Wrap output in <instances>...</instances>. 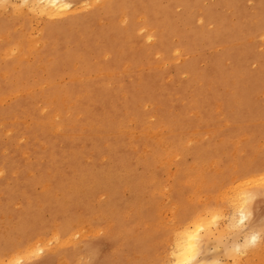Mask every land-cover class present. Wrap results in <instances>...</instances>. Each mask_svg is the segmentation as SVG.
Here are the masks:
<instances>
[{
  "label": "rangeland",
  "instance_id": "1",
  "mask_svg": "<svg viewBox=\"0 0 264 264\" xmlns=\"http://www.w3.org/2000/svg\"><path fill=\"white\" fill-rule=\"evenodd\" d=\"M71 1L0 0V264H162L199 214L201 256L264 264V0Z\"/></svg>",
  "mask_w": 264,
  "mask_h": 264
},
{
  "label": "bare ground",
  "instance_id": "2",
  "mask_svg": "<svg viewBox=\"0 0 264 264\" xmlns=\"http://www.w3.org/2000/svg\"><path fill=\"white\" fill-rule=\"evenodd\" d=\"M10 1V0H9ZM13 1V0H12ZM22 1V0H21ZM24 1H28L29 2V9L31 11L29 12H33V13H39L40 15H43L45 16L47 19H55V18H60V17H63V16H66L67 14H72V13H75V12H78L80 11L81 8H78L76 5H75V1H71V0H24ZM16 4V3H15ZM26 4V3H25ZM15 7V6H14ZM13 7V8H14ZM17 8V7H16ZM17 11V10H16ZM28 13V11H27ZM38 14V15H39ZM160 139V138H159ZM160 142H163V140H161ZM169 143V141H167ZM166 142V143H167ZM162 144V143H160ZM170 144V143H169ZM166 144H164L165 146ZM168 145V144H167ZM168 147V146H167ZM161 148H164V147H161ZM161 150V149H160ZM167 152V151H166ZM170 152V149L169 151ZM174 152V151H173ZM179 152V151H178ZM167 154V153H165ZM258 172V171H257ZM93 175V174H91ZM104 175V174H103ZM108 175V174H107ZM93 177V176H92ZM97 177H99L97 175ZM257 177V176H256ZM107 179V178H106ZM257 179V178H256ZM98 180V179H97ZM96 180V181H97ZM254 181V180H253ZM260 181V180H259ZM95 182V181H93ZM242 183V182H241ZM258 181H257V185H258ZM237 185H235V188H236ZM240 186V183L239 185ZM243 185L240 186V190L238 191L237 189V192H235L238 197L239 200L238 202H236L237 204L235 203H232L233 205L231 206L233 209L232 211L230 212L229 216H228V224H227V227L228 229L230 230H233V231H236L237 229L239 230V228L241 229L243 226H245V221L249 218V215L251 213V207L252 204H249L247 201L249 200V196H251L250 194H247V192H243L244 190L241 189V188H244L242 187ZM259 188H262L260 187L261 185H258ZM257 186V187H258ZM238 188V187H237ZM256 188V187H255ZM264 188V187H263ZM262 189H255L253 190V194H254V197L255 196H261V195H264V190ZM228 190V189H227ZM229 190H232L234 192V188H230ZM226 194V193H225ZM236 195V196H237ZM225 197V196H224ZM224 197H221L222 199ZM227 198L229 197H226L225 199L227 200ZM232 200V198L230 199ZM237 200V199H235ZM228 202V201H227ZM235 204V205H234ZM217 209V208H215ZM219 209V208H218ZM217 209V210H218ZM222 211V210H221ZM209 212V211H208ZM223 212V211H222ZM213 213V215H212ZM210 215L213 216V218H218L220 217L219 215H221V212L220 211H213ZM237 213L238 216L237 218H235L234 214ZM197 214V213H196ZM202 214H199L198 216L196 215V217L193 216V219L192 220H188L185 224H183V228L178 229L180 231H177V233L174 235V238H173V242H172V246L169 250V252L166 254V260L162 263V264H224L223 260L220 259L219 257H216V256H213V257H203L201 256V253L202 252V247H203V242H204V239H205V235L206 237L211 235L213 233V231L216 229L214 228V230L211 232L212 228L215 226H217L218 224H216L217 221H215L214 219H210L208 220L207 217L203 216L200 217ZM209 215V216H210ZM225 215V214H224ZM208 216V215H206ZM208 216V217H209ZM222 216V215H221ZM211 217V216H210ZM191 219V218H190ZM218 220V219H216ZM211 223H214L211 224ZM218 223V222H217ZM224 224V225H226ZM220 225V224H219ZM243 225V226H242ZM89 226V225H88ZM177 226V225H176ZM242 226V227H241ZM80 227V226H79ZM225 228H227L226 226H222ZM175 228V227H174ZM179 228V227H178ZM244 228V227H243ZM81 229V228H80ZM83 229V228H82ZM85 229V228H84ZM221 228H219L220 230ZM97 230V229H96ZM100 230V229H99ZM222 230V229H221ZM229 230V231H230ZM237 230V232H238ZM86 231V230H85ZM203 231H205L206 233L203 234ZM224 231V230H223ZM240 231V230H239ZM248 231V230H246ZM89 232V231H88ZM90 232H92L90 230ZM94 233V232H92ZM247 233V232H245ZM243 234V239H244V242L242 240V243H243V248H246L247 245L249 244H256L257 242L260 241V239L262 238L261 234H260V231H253L249 234ZM52 235V234H51ZM76 235V234H75ZM246 235V236H244ZM68 237V236H67ZM84 237V236H83ZM93 237V236H92ZM53 238V237H52ZM56 238V237H55ZM71 238V237H70ZM69 238V239H70ZM54 239V238H53ZM58 239V238H57ZM72 239V238H71ZM38 240V239H37ZM36 240V241H37ZM48 240V239H47ZM171 240V239H170ZM35 241V242H36ZM49 241V240H48ZM27 243V241H26ZM34 243V242H33ZM52 243V242H51ZM242 243L238 242L236 243V245H232V247L234 246L236 249L238 247H241L242 246ZM28 244V243H27ZM37 244V243H36ZM30 245L28 252L29 253H35L34 255H36V252L37 249H42L40 246L38 248H36L38 245ZM45 244V243H44ZM203 244V245H202ZM229 244V243H228ZM241 244V245H240ZM66 245V244H64ZM81 245V244H80ZM264 246V245H263ZM262 246V247H263ZM25 247V246H24ZM28 247V246H27ZM80 247V246H79ZM230 247L229 245L226 246V254L228 255V257H232V256H236L235 255V251H240V250H236L234 248ZM49 248V247H48ZM259 248V246H258ZM15 249V248H14ZM52 249V248H51ZM54 249V248H53ZM240 249V248H239ZM242 249V248H241ZM20 250V248H19ZM243 251H247V250H244L242 249ZM26 251V250H25ZM45 251V250H44ZM49 251V250H48ZM19 252V251H18ZM39 252V251H38ZM208 252V249L207 251ZM5 253V252H4ZM237 253V252H236ZM13 254V253H12ZM11 254V255H12ZM19 255V253H17ZM16 254V255H17ZM41 255V254H40ZM38 256V255H37ZM207 256V255H206ZM242 256V255H240ZM13 257V256H11ZM19 257V256H18ZM20 257H21V254H20ZM19 257V258H20ZM25 257V256H24ZM4 258V257H3ZM63 258V257H62ZM27 259V258H26ZM64 259V258H63ZM80 259V258H79ZM240 259V257H239ZM20 260V259H19ZM19 260H15V261H18L19 263ZM3 261V259H2ZM5 261V260H4ZM1 262V261H0ZM13 262V260H12ZM62 262V261H61ZM65 262V261H64ZM17 263V264H18ZM2 264V263H1ZM14 264V263H13ZM62 264V263H61Z\"/></svg>",
  "mask_w": 264,
  "mask_h": 264
}]
</instances>
